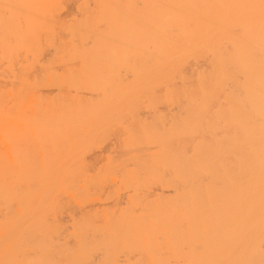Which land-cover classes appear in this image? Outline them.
<instances>
[{"label":"bare ground","instance_id":"6f19581e","mask_svg":"<svg viewBox=\"0 0 264 264\" xmlns=\"http://www.w3.org/2000/svg\"><path fill=\"white\" fill-rule=\"evenodd\" d=\"M0 264H264V0H0Z\"/></svg>","mask_w":264,"mask_h":264}]
</instances>
